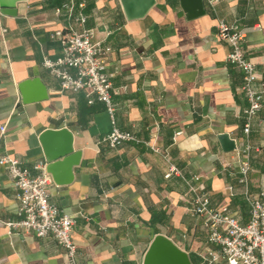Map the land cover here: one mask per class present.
I'll return each mask as SVG.
<instances>
[{
    "label": "crops",
    "instance_id": "crops-1",
    "mask_svg": "<svg viewBox=\"0 0 264 264\" xmlns=\"http://www.w3.org/2000/svg\"><path fill=\"white\" fill-rule=\"evenodd\" d=\"M202 5L204 12L192 18L184 16L178 0H155L131 20L118 0H24L14 16L0 13V154L30 165L43 160L41 131L69 133L79 155L67 181L63 169L59 181L49 175L47 192L51 203L75 219L77 264H142L156 234L183 250L190 264H202L200 254L214 246L201 217L189 212L182 178L164 177L168 163L184 178L196 174L209 204L225 205L245 223L248 205L237 182V151L247 143L248 191L264 190V94L243 133L241 72L225 61L228 45L215 34L217 20L245 28L244 53L264 82V0H202ZM77 12L85 16L83 26L93 28L95 41L109 47L103 61L114 122L138 142L116 148L100 142L110 129L104 105L88 90L58 92L57 80L41 65L44 55L60 52L59 41L49 37L54 29L80 28L73 19ZM31 78H38L47 96L22 103L17 84ZM219 133L233 139L232 150H222ZM20 216L0 166V264H65L64 249L53 237L6 230L2 222Z\"/></svg>",
    "mask_w": 264,
    "mask_h": 264
},
{
    "label": "built area",
    "instance_id": "built-area-1",
    "mask_svg": "<svg viewBox=\"0 0 264 264\" xmlns=\"http://www.w3.org/2000/svg\"><path fill=\"white\" fill-rule=\"evenodd\" d=\"M214 0H208L212 3ZM74 21L79 29L72 26L54 29L49 37L58 40L60 52L51 58L44 55L41 65L57 80L58 92H78L88 90L94 99L104 105L110 129L100 137V142L108 148H116L124 142H138L139 139L130 130L119 129L114 122V106L110 99L111 82L105 71L103 56L109 51L94 39V30L83 26L85 16L77 12ZM255 28H259L258 25ZM215 34L228 45L225 61L241 72L239 90L246 101L240 114L243 119L242 132L246 133L250 120L259 110L263 100L264 82L258 81L254 63L244 53L242 42L245 28L217 20ZM92 99H88L90 103ZM3 127H0V131ZM181 131L173 132L172 139ZM149 145L148 141L144 142ZM153 151L156 147L150 145ZM250 146L244 143L238 148V176L242 194L248 205V219L240 223L231 215L225 205L211 206L201 191L198 176H181L179 170L168 163L164 177L175 175L182 178L190 201L191 215L201 217L206 232L207 247L200 254L202 264H214L219 260L225 264H264V190L250 193L247 187ZM0 166L5 170L14 189L17 211L21 215L17 220L4 221L8 232L31 233L36 237H53L64 249L65 264H77L76 245L71 233L75 223L72 215L65 214L48 199L47 186L50 176L45 171L43 160L32 161L25 165L21 160L9 154H0ZM228 191L230 185L225 187Z\"/></svg>",
    "mask_w": 264,
    "mask_h": 264
},
{
    "label": "water",
    "instance_id": "water-1",
    "mask_svg": "<svg viewBox=\"0 0 264 264\" xmlns=\"http://www.w3.org/2000/svg\"><path fill=\"white\" fill-rule=\"evenodd\" d=\"M24 0H0V13L14 16L16 4ZM127 20L142 17L155 3V0H118ZM179 6L186 18L196 17L204 12L202 0H178ZM20 101L29 103L45 99V88L39 84L38 78L26 79L17 84ZM31 91L33 94H31ZM30 93V94H29ZM223 151L232 150L233 139L227 133L216 136ZM38 141L43 152L45 171L53 181H59V170L67 171V181L70 177L68 171L79 155L72 151L69 133L64 128L44 129L38 135ZM59 144V146H57ZM83 164V162H81ZM142 264H190L186 253L173 244L162 234H156L150 241L144 255Z\"/></svg>",
    "mask_w": 264,
    "mask_h": 264
}]
</instances>
